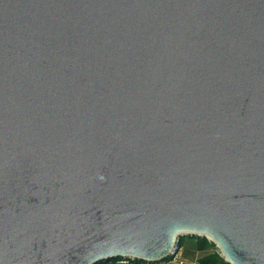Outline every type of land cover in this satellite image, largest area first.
I'll use <instances>...</instances> for the list:
<instances>
[{"label":"water","instance_id":"95a60500","mask_svg":"<svg viewBox=\"0 0 264 264\" xmlns=\"http://www.w3.org/2000/svg\"><path fill=\"white\" fill-rule=\"evenodd\" d=\"M264 264V0H0V264Z\"/></svg>","mask_w":264,"mask_h":264},{"label":"trees","instance_id":"16d2710c","mask_svg":"<svg viewBox=\"0 0 264 264\" xmlns=\"http://www.w3.org/2000/svg\"><path fill=\"white\" fill-rule=\"evenodd\" d=\"M180 251L183 259L188 264H229L222 257L217 246L207 238L195 236L183 238L181 240ZM117 260L113 259L99 264H115ZM135 264H144V262L136 260Z\"/></svg>","mask_w":264,"mask_h":264},{"label":"built area","instance_id":"2783aa9c","mask_svg":"<svg viewBox=\"0 0 264 264\" xmlns=\"http://www.w3.org/2000/svg\"><path fill=\"white\" fill-rule=\"evenodd\" d=\"M134 259H118L115 264H135ZM147 264V263H144ZM162 264H188L182 257L181 251L174 255L172 259L167 260Z\"/></svg>","mask_w":264,"mask_h":264}]
</instances>
